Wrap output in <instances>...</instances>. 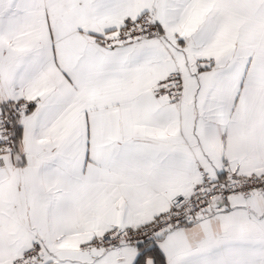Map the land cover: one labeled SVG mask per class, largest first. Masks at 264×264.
<instances>
[{"label": "snow or ice", "instance_id": "snow-or-ice-1", "mask_svg": "<svg viewBox=\"0 0 264 264\" xmlns=\"http://www.w3.org/2000/svg\"><path fill=\"white\" fill-rule=\"evenodd\" d=\"M0 264H264V0H0Z\"/></svg>", "mask_w": 264, "mask_h": 264}]
</instances>
